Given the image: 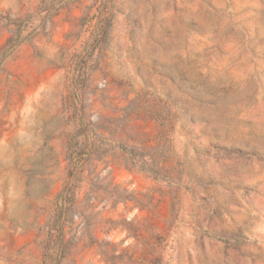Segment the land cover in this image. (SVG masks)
<instances>
[{"label": "rangeland", "instance_id": "1", "mask_svg": "<svg viewBox=\"0 0 264 264\" xmlns=\"http://www.w3.org/2000/svg\"><path fill=\"white\" fill-rule=\"evenodd\" d=\"M0 264H264V0H0Z\"/></svg>", "mask_w": 264, "mask_h": 264}]
</instances>
